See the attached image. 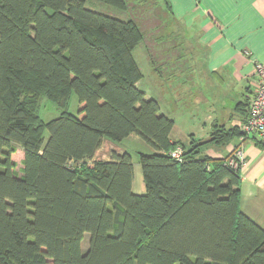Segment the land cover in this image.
I'll return each mask as SVG.
<instances>
[{"label":"trees","instance_id":"obj_1","mask_svg":"<svg viewBox=\"0 0 264 264\" xmlns=\"http://www.w3.org/2000/svg\"><path fill=\"white\" fill-rule=\"evenodd\" d=\"M86 2L0 0V264H264V229L241 211V169L227 165L232 152L205 151L242 129L173 140L175 121L137 87L141 27ZM44 98L61 110L48 122ZM134 135L154 150L139 154L142 194L128 151L94 159L105 140Z\"/></svg>","mask_w":264,"mask_h":264},{"label":"crops","instance_id":"obj_2","mask_svg":"<svg viewBox=\"0 0 264 264\" xmlns=\"http://www.w3.org/2000/svg\"><path fill=\"white\" fill-rule=\"evenodd\" d=\"M167 1L171 5L167 9L186 21V35L199 46L198 51L193 46L194 53L188 56L165 58L164 77L168 80L165 88L171 92V100L159 94L151 97L160 103L161 114L175 121L172 139L189 143L192 136L198 142H205L216 126L242 129L247 118L245 100L256 90L255 65L264 67V0ZM202 50L203 57L195 59ZM174 77H180L177 83L184 88L172 84ZM193 80L195 85L190 82ZM187 87L197 97L193 116L198 118L194 124H183L185 133L179 134L176 130L180 127L171 110L189 91ZM238 146L243 147L246 156L241 169V211L264 229V147L253 139L240 137L224 148L211 145L205 151L211 157L225 158ZM124 151L105 140L94 159L110 161L113 154ZM133 190L136 192L135 180Z\"/></svg>","mask_w":264,"mask_h":264},{"label":"rangeland","instance_id":"obj_3","mask_svg":"<svg viewBox=\"0 0 264 264\" xmlns=\"http://www.w3.org/2000/svg\"><path fill=\"white\" fill-rule=\"evenodd\" d=\"M129 1L130 8L126 11L103 3L100 0H87L86 8L124 21L132 19L139 24L144 33V40L133 52L134 58L143 73V78L138 85H140V89L147 92L146 96L148 98L159 94L161 97H166V99L170 101L171 92L167 91L165 88V84L168 82L164 77L165 58L178 55L188 56L194 53V47L198 51L199 46L193 39H190L189 35H186V21L175 17L171 11L167 9V4L164 0ZM186 37L187 40H185ZM203 54L204 52L202 50L194 57L198 60L199 57H203ZM179 79L180 77H174L172 79V84L177 83ZM190 82L193 85L196 84L195 80ZM177 88L181 89L184 87L177 83ZM188 90L189 91L183 94L182 98L178 99L174 104L176 108L171 110V114L177 120V126L180 127L176 130V133L179 134L185 133V126L183 124L187 122L194 124V120L197 117L193 116L197 97L191 94L193 90L189 88ZM181 91L183 93V89ZM78 107V97L73 93L69 112L78 114ZM60 113L61 110L56 104L46 98L42 99L39 116L43 121L48 122L58 117ZM48 137L49 134L47 133L45 138L48 139ZM117 146L125 149L132 155L135 164V193H144V181L139 164V154L142 152L153 153L154 150L137 135L129 137L122 143L117 144ZM23 154L24 151L17 147V152L12 155V159L17 163L16 170L21 168V160L24 157ZM88 241L89 238L87 236L83 242L84 250L88 247Z\"/></svg>","mask_w":264,"mask_h":264},{"label":"built area","instance_id":"obj_4","mask_svg":"<svg viewBox=\"0 0 264 264\" xmlns=\"http://www.w3.org/2000/svg\"><path fill=\"white\" fill-rule=\"evenodd\" d=\"M257 85L254 94L249 99L248 117L242 126V139H255L264 145V67L256 63ZM183 149L176 148L171 152L172 157L181 160ZM246 164L243 147L238 146L232 151L227 165L232 169H242Z\"/></svg>","mask_w":264,"mask_h":264}]
</instances>
